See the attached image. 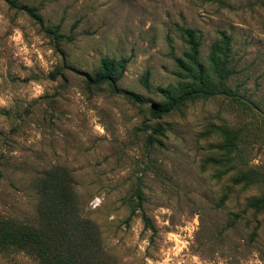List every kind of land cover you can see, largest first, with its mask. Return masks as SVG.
Returning <instances> with one entry per match:
<instances>
[{"label":"rangeland","instance_id":"1","mask_svg":"<svg viewBox=\"0 0 264 264\" xmlns=\"http://www.w3.org/2000/svg\"><path fill=\"white\" fill-rule=\"evenodd\" d=\"M16 1L43 28L0 0V221L38 228L37 183L55 169L98 229L87 264H264V213L244 215L264 185L235 181L264 173V0ZM213 50L249 107L215 96L153 115L194 60L213 75ZM103 58L127 61L117 87L143 105L86 84ZM0 264L41 263L10 246Z\"/></svg>","mask_w":264,"mask_h":264},{"label":"trees","instance_id":"2","mask_svg":"<svg viewBox=\"0 0 264 264\" xmlns=\"http://www.w3.org/2000/svg\"><path fill=\"white\" fill-rule=\"evenodd\" d=\"M11 9L22 11L43 28L42 18L33 8L20 5L16 0H5ZM44 32L56 40L64 37L57 28H45ZM183 35L192 38L191 31L182 30ZM222 44L218 47L226 48L228 37L222 34ZM195 45V44H194ZM195 50V49H194ZM213 50L209 60L213 75L207 73L206 69L194 60V69H190V82L177 91H166L157 89L165 100V104H154L150 112L156 117L166 115L186 102L195 99H208L215 96H223L236 101L239 105L249 107L230 89L225 87L229 69L227 60L216 57ZM196 52V51H195ZM221 52V51H218ZM125 60H114L103 58L100 61L98 71L93 76L86 77L89 87H100L109 85L114 94L126 97L134 104L143 105L144 100L134 94L122 92L117 87L126 66ZM145 86L149 87L145 82ZM218 135L227 142L228 147L233 144L228 137V129L216 128ZM235 181L237 185L242 184L248 188L254 183L264 185V173L245 172L238 174ZM39 196L40 225L35 228L30 225H17L12 221H0V247H14L34 254L41 264H87L97 258L95 251L98 238L97 227L86 219H81L78 213V205L73 188L69 180L63 177L57 170L53 169L45 173L37 183ZM264 213V195L247 199L244 206V215H251L254 219ZM145 222H147L145 220Z\"/></svg>","mask_w":264,"mask_h":264}]
</instances>
